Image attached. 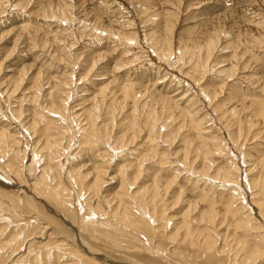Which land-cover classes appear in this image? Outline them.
I'll use <instances>...</instances> for the list:
<instances>
[{"label": "rangeland", "instance_id": "374dc122", "mask_svg": "<svg viewBox=\"0 0 264 264\" xmlns=\"http://www.w3.org/2000/svg\"><path fill=\"white\" fill-rule=\"evenodd\" d=\"M8 2L0 4V113L2 112V114H0V123L6 124L2 120L5 116L8 119V124L11 128L14 126L13 128H15V130H20L22 132L20 121L12 113L16 110L17 112L22 110V113L25 114V116H22L21 120L25 122L27 121L26 119L30 120V114L37 108V106L45 109V105L49 106V104H51V101L54 100L52 95H50V92L54 89L53 86L60 81L66 83V77L69 75L72 76L74 69L73 74L75 77H73V82H75L76 87L72 90L74 93H72V98L68 105L71 109L70 113L72 115H76L75 113H83L90 108V99L97 95L96 91L100 90V88L108 89V92L116 91L120 98L125 87L130 86L136 88L137 90L135 91L139 93L138 97L140 98V101H143L144 103H147L148 101L146 111L152 106V102H149L150 98L148 97H153L154 95L159 97L160 94L162 96L175 97L173 100L179 98L180 108H183L184 106H189L190 108L191 106L193 107V105H196L193 108L191 107L192 109L190 108V110L192 111L195 108L192 113L194 112V115L196 113L195 118H197V124L189 121L184 129L181 130H177L176 125L174 126L175 129L173 126H167L168 128L166 129L165 127L163 128V126H159V131L162 135L171 134L173 135V138L169 143H158L156 150L159 154H155L156 156L152 154L155 158L147 157L150 155L149 150L146 149L149 146L145 144L146 142H139L137 143L139 144L137 148L134 149L137 150V153L142 151L140 159L135 156L136 158L131 160V154L129 155L130 158L127 157L129 150L126 149L124 153L122 152L113 162L110 160L112 164H114L111 166L113 169H110V175L105 179L108 185L106 184L102 188V194L107 199L116 198L118 201L119 198H124L126 200L129 199L127 202H130V205L135 204L136 201L127 196L130 192L128 190L126 191V189L124 190L120 188L119 178L117 177L116 180L110 179L112 175H115L114 170L117 167L115 164L123 163V166L126 160V162L133 161V165H136L138 161L143 162L145 161L144 159L147 160L145 163L143 162V168L144 170L147 169V171H144L140 179H138L139 182L137 181L135 183L136 186L135 184L133 185L134 187H132L131 193H141L142 189L139 186L142 187L149 184L154 186L159 180H161V182L163 181V183L171 180L170 182L173 183L172 186L168 189L163 187L162 190L165 189V192H161L162 195L163 193H168L166 194L167 197L166 195L162 196L164 198L161 199V204L156 207L158 212L162 211V208L165 209V216H163V219L159 220V222L163 224V229H159L161 230V234L153 235L152 238H150V231L143 234L140 233L141 239L144 237L145 239H148V242H143L147 243L148 246L152 248V252H154L153 250L156 251V249H158L160 251L159 254L161 255L158 257L157 255H152L151 251H148L149 247H133L135 244H130L133 240L131 238L117 243V240L108 236L90 233L85 230L81 231V229L78 228V224L76 231L85 242H87V244L97 253L118 264H185L186 262L181 261V259L173 253V251L180 252L182 250H187L189 253L190 258L186 260L187 264H241L245 252L249 251L251 245H253L251 246L253 249L260 252V255L259 257L256 256L258 258L255 257L256 259L251 260L250 262H242V264H264V229H261L263 233L259 235L257 234V237L263 236V239L261 238L262 240H259V237L257 238L261 241L259 243L254 239V235H247V231L250 230L249 228H240L237 224L239 222H237L239 215H244L243 217L249 215L256 223H258V226L264 227V206L260 207V198L257 199V196H254L255 194L247 187L249 176L246 172L249 168L248 163H253L254 161V163H256L257 160L259 161H257V166L259 165L264 169V0H8ZM65 4L73 6L72 18L74 20L71 18V20L65 22L57 18L60 16L57 8L63 7ZM52 16H55V19H51ZM169 24L171 28L174 26V43L176 45L179 41L182 45L185 43L189 46L191 51L195 50V48L202 50L201 52L206 51L207 46L215 36H220V41L214 46L212 60H210L208 65L211 70H208V68L202 70L198 68L196 64L194 65V63L183 61L182 59L180 60L179 55H174L175 57L173 56L171 59L172 61L170 60V62L158 58L152 49L154 44L151 41H149L148 44L147 39L145 38L152 34L155 36L163 35V28ZM102 28L104 30L106 28L108 30H113L114 33H116V36H111V34L101 35L99 32ZM97 29L99 31H97ZM118 34H122L123 36H119ZM134 36H137L138 40H131V42L135 41L133 44L130 43L131 45L123 40L124 37L126 38L125 40L134 39ZM96 59H101V61L97 63V66L92 73H89L88 70ZM231 69H236V72L228 71ZM12 70H14V72ZM25 73L27 74L26 78L24 76ZM39 73H42L46 80L49 79L50 81L51 79V82H48V84L45 85L44 83L46 80L38 83V81L31 79V77L34 78L35 75ZM157 74H159V76ZM10 77L19 79H22L23 77L26 79L24 85L18 87L19 91L15 96L11 92V90L14 89V79L11 80ZM201 88H205L206 92L210 94L212 99H210L211 102L207 100V96L205 97L203 95ZM7 89L8 93H4ZM220 89H223V92H220ZM174 93L177 94V96ZM34 94L38 99V104H36V102L33 103L31 98L27 101V98L34 96ZM183 94L189 95H185L184 97ZM194 96L195 98H192ZM196 96H198V99ZM21 97H26V99L25 101L22 100V102L18 103L20 99H22ZM120 98L119 100H121ZM55 101L56 100L53 102ZM191 101L192 103H187ZM132 107V101L127 103V106L124 107L125 110H121L120 108L122 107H117L118 111H116V113L118 112V114L116 115V122L114 123L113 121L114 124L110 125L111 127H113V125H116V128L118 127L116 133H114L116 136L122 134L121 132L125 127L124 125H120L122 122H129L132 116H139V112L141 115L139 107H137V114L135 112L132 114ZM120 110L123 113H121ZM130 114L131 116L129 117L128 115ZM204 117L209 120H206ZM202 118L206 120L205 124H202L204 123ZM243 118L244 122H250L252 125L251 128L253 129L250 130L251 132L248 136V141L244 142L242 139L236 145L235 141L230 138L231 133L240 128ZM56 119H58V117H56ZM201 120L203 121L201 122V125H199L198 123ZM72 126L74 127V124H72ZM195 126L198 127L195 128ZM3 128L4 130L6 129L4 126L0 125V130ZM46 132L49 134L52 133L51 136L56 133V136L54 135L53 139H58L60 137L57 136L60 134H57L55 130H49V132ZM43 134L44 138L49 137L48 134ZM38 135L37 138L39 140ZM143 135L146 137L145 134ZM212 136L216 137L217 140H220L224 146L223 148H227L222 151V154H216V149L213 147V142H211L213 141L211 139ZM43 139L40 138V140ZM29 140V148L31 151L34 149V143H32L33 140L31 138H29ZM143 141H146V139H143ZM202 142H204V146H206L204 148L213 152L215 151V154H213L214 156L205 161L202 158L196 160V155H192L189 162H193L189 163L188 167H180L177 161L180 160L183 153L188 149L190 150L191 148L199 147ZM244 143H246L245 146H243ZM191 144L193 146H190ZM139 146H141L140 148L142 150L138 148ZM143 146L148 151L143 150ZM40 147L42 148L43 145H40ZM90 147L91 150L88 149L87 146L86 148L84 147L85 151H82L85 159L77 158V160L76 158L74 159L73 156L77 151L67 152L65 149V156H61L63 157L62 162H64L65 165L67 164L66 166H68V168H72V166L77 163L76 167L78 169L81 168L84 170L83 168H86L84 173H87V168H90V172L92 170L91 167H93V163L95 162L93 158L94 154L92 153L96 150L93 148V145H90L89 148ZM84 154H88L89 156H84ZM91 154L92 156H90ZM122 154L127 156L125 157ZM160 154H162V156L164 155V162L167 161L165 163L163 162V165L160 162ZM244 156L246 158H244ZM67 157H69V161H66ZM250 157L251 159H249ZM32 158V156H29L27 161H18L19 164L17 163V166H19V168L23 165L20 172L21 176L23 175L20 177L21 179L12 177L13 180L10 179L12 183H10L11 185L8 184L10 182H8V178L5 177V180H1L3 185H0V200L2 199L0 203L2 202L4 204L6 202L5 204L9 206V203H11L15 197L16 202L13 200L14 204L12 212L17 215L18 219L15 221H18L21 224L20 227H14L16 224H13L12 221L8 220L10 217L8 213L9 210L11 211V208L8 210L9 207H4L3 209L0 206V246L2 247V244L5 243L4 248L6 249L4 254L5 262L3 263L18 264V262H20L19 264H39L38 262L43 260L44 263L42 264H81L73 255V257L70 256L72 254L71 252H66L67 250H74L73 244L65 239L67 237L75 239L72 229L69 228L58 215L52 214L48 208H53L55 212H59L60 214L61 212L55 208L49 200L42 202L35 198V196H31L29 199L25 192L26 190L23 189L25 187L32 191L33 188H31L29 184L34 182L33 179L40 175V169L43 168L38 161L35 164ZM232 160L235 161L236 168L238 169L239 167V172L237 173H241V186L238 187L239 189L231 184H228L230 185L229 187L226 182L218 180L219 185L218 183L215 184L216 188L211 189L210 192L207 190L210 193V195H207L209 197L208 201L202 200L200 198V193L205 190V188L209 189L211 184L209 183V179L194 176L196 175V172L206 169L210 172V176H214L218 171L217 169L220 171L225 165L229 166L227 163ZM97 161L98 164H100V160L98 159ZM240 161L242 162L240 163ZM247 161L249 162L247 163ZM243 162H246L245 164L247 166H245ZM2 165L3 162H0V169H4ZM40 165L41 167H39ZM30 166L33 168V170L31 169V172H29ZM35 166L37 167L35 168ZM126 166L127 163L123 168L126 169ZM189 167L191 170H189ZM24 169L26 172L23 171ZM37 169L38 172L36 171ZM132 170L129 172L132 173ZM191 171H193L192 176L190 174ZM33 176L34 178H32ZM185 177H188L187 180ZM156 179L158 181H155L154 183V180ZM205 181L206 183H204ZM203 185H205V187H203ZM224 186H226V188ZM129 187L130 183L128 188ZM3 188L6 190L4 189V191ZM236 189H238L239 192ZM212 190L214 191L212 192ZM228 190L230 192H228ZM152 191L154 192V190ZM71 192L73 193V191ZM127 192V195L124 194ZM143 192L145 193V191H142L143 195L141 198L143 200H145V198L146 200H149L151 198V196H149L151 194L150 191L146 196ZM231 193L232 196H237L238 201H236V208H238V205L241 203L244 205V210L242 212L240 210L239 215H235L234 212L233 214L232 212L228 213L226 210L225 201H227L226 199L230 197ZM117 195H119V197ZM8 196L11 198L8 199ZM211 198L215 203H213L214 208L222 211V214L224 213L223 211H225L227 213L226 216L228 215L226 222H220L223 225L220 229V233L227 234L228 240H234V243L241 240L239 242V247L243 243L245 244L239 253L242 257L239 254H236L237 252L235 251L229 253L228 250H226L227 247L225 245L229 246L232 241H227L225 243H221V241V244L216 246L217 250L215 249V251H223L222 254L211 253L210 255H206L203 250L200 249L201 247L199 244L192 246L182 244V242L178 240L176 243L177 245H174L172 241L166 237L167 234L175 232L174 228L184 214L189 218H197L200 211H208L207 203H209ZM81 200L84 202L85 197L81 198ZM190 203H192L191 205L198 204L197 208L194 209L193 207H190ZM17 205L21 206V210ZM27 205L30 206L31 209L28 210ZM104 205L105 204L101 207L105 210L107 206ZM165 205H167V207ZM69 207L72 208L71 212H73V206ZM115 207L116 206L114 205L113 208ZM137 208L136 204L131 208V212L134 216H136L135 211H137ZM247 208L250 210H247ZM189 209L192 210L191 214L188 212ZM157 216L160 218L159 215H156V217ZM76 217L80 220L79 216ZM38 219L40 222H32L30 224L32 227H30L29 223ZM147 221V226L150 230L155 227L156 223H153V220H150L148 216ZM204 222L198 220L193 223L192 228L198 232H202V229L207 227ZM164 225H166V228H164ZM44 227L48 228L46 235L43 231ZM245 227H248V225ZM50 233L53 234L50 235ZM34 238L37 239L34 240ZM32 239L33 241H31ZM27 241H29L28 244ZM258 243L261 245H258ZM40 245L43 247L41 246V248H38ZM59 245L61 247L64 245L63 248L66 247L67 249L65 250ZM59 247L65 251L61 253ZM17 248L18 250H16ZM47 249H50L49 252ZM55 249H58L57 252L54 251ZM12 252L16 253L13 255L14 257L11 256ZM64 253L65 256H63ZM27 254H30V256ZM47 254L49 256H47ZM36 255L39 257H35ZM58 255L59 257L62 256V258L60 257L59 259L57 257L56 259V257H54ZM67 255L68 258H66ZM29 257L32 258L31 261ZM19 258H24V260L22 261ZM44 259L47 260L45 261ZM88 261L90 264H103L96 260H92L91 258L88 259Z\"/></svg>", "mask_w": 264, "mask_h": 264}, {"label": "bare ground", "instance_id": "6f19581e", "mask_svg": "<svg viewBox=\"0 0 264 264\" xmlns=\"http://www.w3.org/2000/svg\"><path fill=\"white\" fill-rule=\"evenodd\" d=\"M6 2H8V0H0V4H2V3L4 4ZM57 11H59V15H60L57 18L65 21V22L71 20V18L73 16V14H72L73 13V6L72 5L65 4L63 7L57 8ZM51 19H55V16H52ZM52 21H54V20H52ZM124 22H125V20H124ZM173 27L171 28V26L169 24L163 28V30H164V32H162L163 35L155 36L152 34L151 36H147L145 38V39H147L148 44H149V41H151L154 44V47H152V49L156 53L158 58H161L164 61L170 62V60L172 59V57L174 55H179L180 60L182 59L183 61H188L190 63H194V65L196 64V66L202 70H206V68H208V70H211V68L209 69L208 65L210 63V60H212L214 46L220 41V36L219 35L215 36V38L207 46L206 51L201 52L202 50H199L197 48H195V50L191 51L189 49V46H187L185 43H184V45H182L180 41L177 43V45L174 43ZM103 28H102V30L100 29V32H99V33H101V35H103V34L110 35L111 34V36H114V37L116 36V33H114L113 30H110V29L108 30L107 28L104 30ZM94 31H96V30H94ZM97 31H99V30L97 29ZM118 35L123 36L122 34H118ZM130 35H132V34H130ZM127 38H128V36H127ZM133 38L134 39L125 40L126 38L124 37L123 40L129 44L130 43L133 44V42L138 40L137 36H134ZM131 40H135V41L131 42ZM134 45H135V43H134ZM177 58H178V56H177ZM99 61H101V59H96V61H94L92 63V65L90 66V69L88 70L89 73L90 72L92 73V71L96 68L97 63ZM147 64H149V63H147ZM150 67H151V65H150ZM152 68H153V66H152ZM74 70H73V73H74ZM12 71L14 72V70H12ZM228 71H230V72L235 71L236 72V69L235 70L231 69ZM73 73H72V76L69 75L66 77V80H67L66 83H62L60 81L61 83L57 82V84L55 86H53L54 89H52V91L50 92V95H52V98L56 101L55 102H53L54 100L51 101V104H49V106L45 105L46 106V107L44 106L45 109H42L43 107L40 108V106H37V108L32 113L30 112L31 113L30 114V116H31L30 120H28L26 118H25L27 120L26 122L21 120L22 116H25V114L22 113V110L18 111V112L16 110V111H14V113H12L20 121L22 132L20 130H15V128H13L14 127L13 124H12L13 127L11 128V126L8 124V119L5 116L2 118L3 122H5L6 124L0 123V125L4 126L6 129L4 130V128H3L2 129L3 131L0 130V162H3L2 166L4 167V169H0V185H3V182L1 180H5L6 178L9 179L8 180V182H9L10 179H12V177L13 178L16 177L17 179L22 177L23 175L21 176L20 172L22 170L21 168L23 167V165L21 168H19V166H17L19 164L18 161L19 160H23V162L27 161L29 156H32L33 157L32 160L34 161V163L36 164L38 161V163L41 164L43 168L40 169V175L39 176L35 175L36 178H34V176L32 177V178H34L33 179L34 182L32 184H29L30 187L33 188L32 191H30L31 189L28 190L25 187L23 189L26 190L25 192L27 194V197H29V199L31 196H35V198H37L38 200H41L42 202L49 200L53 204V206L61 212V214L59 212L57 213L53 210V208L51 209V208L47 207L48 210L52 214L58 215L62 219V221H64L66 223V225L72 229V231L74 233L73 236L75 239H72L71 237L65 238L66 240L70 241L73 244L74 250H67L66 252H69V253L71 252L72 253L71 255L69 253L68 254L70 256L73 255L77 259V261H79L81 264H90V262L88 261V259H90V258L92 260H96V261L101 262L103 264H118L116 262H113V261L105 258L104 256L97 253L95 250H93L87 244V242H85V240L77 233V231H76L77 225L78 224L80 225V227L78 225V228H80L81 231L85 230V231H88L90 233H95L98 235L102 234V235H105V236H108L110 238L117 240L118 241L117 243H120V241H124L126 239L131 238L133 240L130 242V244L131 245L135 244V246H133V247H136V246L143 247V248L149 247L147 243L143 242V241L148 242V239H145V237L144 238L142 237L143 239H141L140 233L143 234V233H147V231L148 232L150 231V236H149L150 238H152L153 235L161 234L160 233L161 230H159V229H163V224L160 223L159 220L163 219V216H165L164 215L165 209L162 208V211L158 212L157 211L158 209H156V207H158L161 204L160 203L162 201L161 199L164 198L162 196L168 194V193H166V194L163 193V195H162L161 192L162 191L165 192V189H168L169 187L172 186L173 183L170 182L171 180L169 182L165 181V183H163V181L161 182V180H159L158 183H155V181H158L156 179V180H154V183H155L154 186L152 184H151L152 186L150 184L144 185L142 187L139 186L142 189V191H145V193L143 192L145 194V196L147 195V193H149V191L151 193L149 195V196H151V198L149 200H146V198H145V200H143L141 198L143 195L141 190H140L141 193H137L134 191H133L134 193H131V190H132V187H134L133 185L138 181V179H140V177L142 176L144 171H147V169L144 170V168H143V166H144L143 162L145 163V161H147V160L144 159L145 161H143V162L138 161L136 163V165H133V163H132L133 161L132 162L131 161L126 162L127 160L126 161L123 160L125 158L120 159V160L125 161L124 165L127 163L126 169L123 168V166H124V165L122 166L123 163L122 164L121 163L115 164V165H117L116 169L114 170L115 175H112V177L110 179L116 180V178L118 177L119 182H120L119 183L120 188L124 189V190L126 189V191L128 190L130 192V194H128V192L124 193V194H126V195L128 194L127 195L128 198H132L134 201H136L135 204L138 207L137 211H135L136 216H134L131 212V208L135 204L130 205L131 203L127 202L129 199L126 200L123 198L124 199L123 200V199L119 198L118 201L116 198H115L116 200L112 199V198L107 199L102 194V188L107 184L105 179H106V177H108V175H110V172H111L110 169H113V168H111V166L114 165V164H112V162L118 156H120L122 152L124 153V151L127 149V150H129L128 151L129 154L125 153V154H128V156L126 155L127 157H129V155L131 154L130 155L131 160L133 158H136V157L140 159L142 151L140 153H137L136 152L137 150H135L134 148H137V146L139 145L137 143L146 142L145 144H147L149 146V147L146 146L147 147L146 149L149 150V154H150L149 156H147L148 154L146 156L151 157V158L152 157L155 158V156H156L155 154H157V153L159 154V152H157V150H156L158 143L162 142L163 144L164 143L166 144V143H169L171 141V139L173 138L172 137L173 135H171V134L162 135V133L159 131V126H161V127L163 126V128L165 127V129H166V128H168L167 126H170V127L173 126L174 127L176 125L177 130H181V129H184L185 125L189 121L191 123L194 122V124H195L197 122V118H195L196 113H195V115L193 114L194 112L192 113V111H194L195 108L192 111L190 110V108L192 106L190 108H189V106H186V107L184 106L183 108H180V104H179V100H178L179 98L177 100H173V98H175V97L172 98L171 96H162L160 94L161 96L159 95V97L158 96L156 97L155 95L153 97H150V96L148 97V98H150L149 102H152V106L150 109H148L146 111L148 101H147V103L140 101V98L138 97L139 93L135 91L137 89L130 87V86L129 87L127 86L123 89L121 98L116 93V91L108 92V89L100 88V90L96 91L97 95L94 96L92 99H90L91 100L90 101V103H91L90 108L85 110L83 113H80V114L75 113L76 115H72L70 113L71 109H70V107H68V105L70 104V101L72 98V93H74V92H72V90L74 89V87H76L75 82H73L74 81L73 77H75V75ZM209 73H210V71H209ZM26 75L27 74L25 73V75H24L25 78H26ZM157 75L159 76V74H157ZM62 76H64V75H62ZM25 78L22 77V79H19V78H15V77H10L11 80L14 79L13 80L14 81L13 82L14 89L12 88L13 90H11V92L14 96L17 95L16 93L19 91L18 87L24 85L25 80H26ZM31 79L38 81V83L40 81L44 82L46 80L42 73L35 75L34 78L31 77ZM63 81H64V79H63ZM48 82H51V79H50V81H49V79H47L44 84L46 85V84H48ZM225 87H227V86H225ZM53 90H55V91H53ZM202 92H203V95L205 97L207 96L206 97V98H208L207 100H209L211 102L212 99L210 97V94H208L206 92L205 88L202 89ZM220 92H223V89H220ZM4 93H8V89ZM169 93H170V91H169ZM13 95H12V97H13ZM175 95L177 96V94H175ZM183 95H182V98H183ZM185 95H184V97H185ZM188 95L189 94H187L186 96H188ZM204 96H202V97H204ZM196 97L198 99V96H196ZM29 98L32 99L33 103H35V102H36V104L39 103V102H37L38 99L35 97V94H34V96L28 97L27 101L29 100ZM119 98L121 100H119ZM192 98H195V96ZM25 99H26V97L20 99V101L19 102L17 101V102L20 103V102H22V100L25 101ZM131 101H132V105H133V107H132L133 111H131V113L133 114V112H135L137 114V107H139V109L141 111V115L139 112L138 113L139 116L137 115L138 117L136 115H134L136 117L132 116V118L130 119L131 121L129 120V122H122V124H120V125H124L125 127L123 128V130L121 132L122 134L121 135L119 134V136H116V134H114V133H116V130L118 129V127L116 128L115 127L116 125L115 126L113 125V127H111L110 125H112L116 122V118H117L116 115L118 114V112L116 113V111H118L117 107H122V108H120L122 110V109H124V107L127 106V103L131 102ZM140 102H141V104H140ZM180 102H181V100H180ZM187 103L190 104V103H192V101L187 102ZM194 106H196V105H193V107ZM198 106H200V105H198ZM18 110H20V109H18ZM121 113H123V112L121 111ZM121 113H119V114H121ZM0 114H2V112ZM128 116L130 117L131 114ZM27 117H29V116H27ZM56 117H58V119H56ZM194 118H195V120H194ZM205 119H203L204 121L203 120L199 121L198 124L201 125L202 121L204 122L202 124H205V121L208 118L206 120ZM243 120H244V118L241 121L240 128H238L236 131L231 133L230 138L235 141L236 145L242 139L244 142L248 141L247 139H248V136L250 135V132H251L250 130L253 129V128H251L252 125L250 124V122L247 123V121L244 122ZM73 121H75V122H73ZM113 121H114V123H113ZM72 124H74V127L72 126ZM197 127L198 126H195V128H197ZM211 128H213V127H211ZM174 129H175V127H174ZM49 130H55V132H57V134H60L57 136H60V137L58 139H56V138L53 139V136L56 133L54 132L55 134L53 136H51V134H52L51 132H50L51 134L46 132V131L49 132ZM38 133H39V135H38ZM43 133H45V134L47 133L49 137L45 136L48 138H44ZM210 133H211V131H210ZM143 134H145L146 137ZM37 135L39 136V140L37 138ZM141 136H144V137H141ZM29 138H31L33 140L32 143H34V146H33L34 149H32L31 151L29 148V145H30ZM40 138L43 140H40ZM140 138H141V140H140ZM143 139L144 140L146 139V141H143ZM211 139L213 140L211 142H213L212 143L214 145L213 147H215V149H216V154L217 153L222 154L223 153L222 151L225 149V148H223L224 147L223 144L220 142V140H217V138L214 136H212ZM202 144H203V146H202ZM202 144L199 147H194V148H191L190 150L188 149L187 151H185L183 153V155L181 154L182 155L181 158L179 157L180 160L179 161L176 160L178 162L179 166L183 167V168L188 167V164L193 162V161L189 162L191 160L190 157L192 155H196L195 156L196 160L202 158L205 161L207 159H209L210 157H213L214 156L213 154H215V151L213 152L211 150H207L206 148H204V147H206V146H204V142H202ZM245 144L246 143H244L243 146H245ZM40 145H43V147L41 148ZM90 145H93L94 146L93 148L96 149L94 151V153H92V154H94L93 158H94L95 162L92 159V161L94 163H93V167H91L92 170L90 172H89L90 168L89 169L87 168V170H88L87 173H84L86 168H83L84 170H82L81 168L78 169L76 167L77 161L75 162L76 164L74 166H72V168H70V167L68 168V166H66L67 164L65 165L64 162H62L63 157H61V156L66 154L65 153L66 150H67V152L77 151L78 152V153L76 152L77 154L76 153L73 154L74 159L76 158V160H77V158H79V159L84 158L83 153H82V151H85L84 147L86 148L88 146V149L91 150V147L89 148ZM141 146H139L138 148H140ZM190 146H193V145L191 144ZM82 149H84V150H82ZM146 149L144 147L143 150H146ZM148 150H146V151H148ZM158 150H159V148H158ZM92 154L90 156H92ZM125 154H122V155L125 156ZM152 154L155 156H153ZM162 154H160L161 155L160 162L163 165V162H164L163 156L164 155L162 156ZM87 155L88 154H86V155L84 154V156H87ZM246 157L248 158L247 155H246ZM246 157L244 156V158H246ZM46 159H48V160H46ZM66 159H67L66 161H69V157H67ZM98 159L100 160V164H98V161H97ZM249 159H251V157ZM255 160H257V159H255ZM257 161H256V163H254L255 161L253 163H248L249 161H247L249 168L246 172H247V175L249 176V179L248 180L246 179V180L248 181L247 187L255 194L254 196H257V199L260 198V202H259V200H258V202L261 205L260 207H263L264 206V169L261 168L259 165L257 166V164H258ZM135 162H136V160H135ZM165 162H167V161H165ZM241 162L242 161H240V163ZM210 163H212V162H210ZM227 164H229V166L225 165L220 171H219V169H217L218 171L216 172V174L214 173L215 174L214 176H210V174H209L210 172L207 171L206 169H204L200 172H198V171L196 172V175H194V176H198V178L200 176V177L209 179L210 182L209 181L208 182L211 184L209 189L205 188V190H203L200 193L201 194L200 198L202 200L208 201L209 197L207 195L208 194L210 195L209 192L211 189L216 188L215 184L218 183V180H220V181L222 180L223 182H226L227 185L231 184L232 186H234L236 188L241 186V182H240V177H241L240 174L241 173H237V172H239V167H238V169L236 168L234 160L228 162ZM41 165L39 167H41ZM26 166H28V165H26ZM245 166H247V165L245 164ZM36 167L37 166H35V168ZM83 167H84V165H83ZM86 167H87V165H86ZM31 169L33 170V168L30 166L29 172H31ZM209 169H212V168H209ZM130 170H132V173L129 172ZM189 170H191V168ZM23 171H25V169ZM23 171H22V173H23ZM36 171L38 172V169ZM114 172H112V173H114ZM192 172L193 171H191V173H190L191 176L193 174ZM187 178H186V180H187ZM14 182H16V181H14ZM19 182H20V180H19ZM10 183H11V181L8 184L11 185L12 183L11 184ZM129 183H130V187L128 188ZM204 183H206V181ZM202 184H203V182H202ZM210 184H208V185H210ZM218 185H219V183H218ZM220 185H222V184H220ZM135 186H136V184H135ZM196 186H197V184H196ZM228 186L230 187V185H228ZM163 187L165 188L164 190H162ZM203 187H205V185H203ZM224 187L226 188V186H224ZM5 188H6V184H5ZM5 188H3V190ZM238 189H236V190H238ZM152 190H154V192ZM0 191H1V189H0ZM71 191H73V193ZM213 191L214 190H212V192ZM228 192H230V191L228 190ZM238 192H239V190H238ZM117 196L119 197V195H117ZM83 197H85L84 202L82 201L83 199L81 200V198H83ZM166 197H167V195H166ZM7 198L9 199L11 197L8 196ZM244 198H246V197H244ZM13 200H14V202H16L15 197ZM13 200L11 203H9L10 204L9 206L7 204H5L6 202L4 204L1 202L0 206L3 209H4V207H9L8 210L11 208V211L9 210V213H8L10 216L8 218V220L12 221L13 224H16L15 226L14 225L13 226L17 228V227H20L21 224L18 221H15L18 218H17V215L14 214V212H12V207L14 204ZM211 200H212V198H211ZM211 200L209 201L210 204L207 203L208 204V208H207L208 211H206V210L200 211L197 218H193V217L189 218V217H186V215L184 214L183 217H181L179 219L180 220L179 223H177V225L175 226V228H174L175 232L167 234L168 236L166 235V237L168 239H170V241H172V243L174 245H177L176 243L178 242V240L180 242H182V244H188V245H192V246L195 244H199V246L201 247L200 249H202L206 255H210L211 253L222 254L223 251L217 252V251H215V249H216V246L218 244L225 243V242L229 241L227 234L220 233V229L223 226L220 222H222V221L226 222L228 215L226 216L227 213L225 211H223L225 214L224 213L222 214L221 213L222 211H220L217 208H214V204H215L213 202L214 200H212V201ZM226 200L227 201H225V205H226V210L228 213L232 212V214H233V212H234L235 215H239L240 210H241V212L244 210V205H242L243 203H241V204L238 203L239 207L238 208L235 207L236 201H238V199H237V196H232V193H231L230 197ZM165 201H163V202L166 203ZM18 202H19V200H18ZM103 204H105L107 206L105 210L103 209V207H101ZM191 204L192 203H190V207H193L194 209L197 208V206H198V204H195V203H194L195 205H191ZM114 205L116 206L115 208H113ZM17 206L19 207V209L21 208L20 205H17ZM46 206H48V205H46ZM69 206H73V210H74L73 212H71L72 208ZM130 206H131V208H130ZM165 206L167 207V205H165ZM233 207L235 210L233 209ZM27 208H28V210L31 209V207L28 205H27ZM222 209H223V207H222ZM248 209L249 208H247V210ZM188 212L191 214L192 210L189 209ZM248 214H249V212H248ZM156 215H159L160 218H158V216L156 217ZM35 216H33V217H35ZM76 216H79L80 220H78L77 219L78 217H76ZM147 216L150 218V220L151 219L153 220V223H156L155 227L151 228V230L147 226L148 225ZM243 216H240V215L238 216L239 217L237 220V222L239 221L237 223L238 226L240 228H244V229L249 228L250 230L247 231L248 232L247 235H249V234L254 235V239L260 243L261 241H259V240L261 238L263 239V236L262 237L258 236L259 237L258 238L257 234L259 235V234L263 233L264 230L261 231V229L262 228L264 229V227L258 226V223H256L255 220L251 216H249V215H247L245 217H243ZM157 218H158V220H157ZM198 220L199 221L201 220L203 222L205 221L204 223H206V225H207L206 228L202 229V232H200V231L198 232L197 230H194L192 228L193 223L198 221ZM37 221H38V223L40 222L38 219L36 221H31L29 223V225L32 222L35 223ZM247 225H248V227H245ZM165 226L166 225H164V228H166ZM30 227H32V226L30 225ZM47 229H48L47 227L43 228L45 235H46ZM51 234H53V233H50V235ZM17 237H18V235H17ZM43 237H45V236H43ZM69 238H71V239H69ZM35 239H37V238H34V240ZM252 239H253V236H252ZM31 241H33V239ZM231 241H229V242H231ZM233 241L230 243L229 246L225 245L227 247L226 250H228L229 253H232L233 251H235V252H237L236 254H239L242 250V247L245 244L243 243L239 247V245H240L239 242L241 240H238V242H236V243H234ZM25 242H26V240H25ZM28 242L29 241H27V244H28ZM6 243H7V241H6ZM259 243H258V245H261ZM4 244H2V247L0 246V264H4L3 262H5L4 261V259H5L4 254L6 252V249L4 248L5 247ZM9 244H10V242H9ZM254 245H256V244H254ZM41 246L42 245H40V247H38V248H41ZM251 246H253V245H251ZM251 246L249 248V251L245 252V255L243 253L244 256H243L242 262H248V261L250 262L251 260H254V259L259 257L260 252L253 249ZM50 247H51V245H50ZM50 247H48V248H50ZM60 247H59V250L61 253H63L67 249L66 247L63 248L64 245L61 248L65 249V250L60 249ZM56 248H58V247H56ZM7 250H8V248H7ZM16 250H18V248ZM21 250H22V247H21ZM47 250L49 252L50 249H47ZM57 250L58 249H55L54 251L57 252ZM148 251H151V254L157 255V257L161 255V254H159L160 251L158 249H156V251L153 250L154 252H152V248L149 247ZM14 252H12L11 256L16 254ZM51 252H50V254H51ZM65 253L63 256H65ZM173 253L176 254L178 256V258L181 259V261H184V262H186L185 264H187L186 260L190 258L187 250H182L180 252L173 251ZM48 254H47V256L50 255V254L49 255ZM27 255L30 256V254H27ZM37 255H39V254H37ZM37 255L35 257H39ZM239 255L242 257L241 254H239ZM17 256H18V254H17ZM256 256H258V257H256ZM54 257H56V259H57V257L59 259H60V257L62 258V256L59 257V255L54 256ZM24 258L23 259L19 258V259L23 261ZM44 258H46V257H44ZM66 258H68V255L66 256ZM31 259L32 258H30V261H31ZM72 259H74V258H72ZM20 260H18V261H20ZM32 262H34V261H32ZM242 262H241V264H242ZM19 263L20 262H18V264ZM24 263H25V261H24ZM38 263L42 264L44 262H43V260H40Z\"/></svg>", "mask_w": 264, "mask_h": 264}]
</instances>
